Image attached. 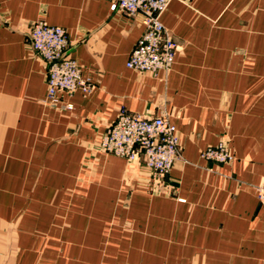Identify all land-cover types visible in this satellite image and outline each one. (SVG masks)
<instances>
[{
  "label": "crops",
  "instance_id": "0c3cea01",
  "mask_svg": "<svg viewBox=\"0 0 264 264\" xmlns=\"http://www.w3.org/2000/svg\"><path fill=\"white\" fill-rule=\"evenodd\" d=\"M63 26L95 86L46 102L31 24ZM171 69L126 65L145 26L106 0H0V264H264V0H171ZM121 108L166 113L181 156L155 193L99 142ZM227 140L234 159L202 150Z\"/></svg>",
  "mask_w": 264,
  "mask_h": 264
},
{
  "label": "built area",
  "instance_id": "2783aa9c",
  "mask_svg": "<svg viewBox=\"0 0 264 264\" xmlns=\"http://www.w3.org/2000/svg\"><path fill=\"white\" fill-rule=\"evenodd\" d=\"M106 1L112 11L141 15L145 26L129 54L127 67L139 72L171 69L177 44L161 20L171 0ZM29 40L33 50L47 64V103L68 109L71 104L61 103V93L80 91L89 94L93 90V80L83 75L78 62L68 54L69 38L63 26L50 24L44 19L35 20L30 26ZM99 146L102 151L129 161H143L154 182L161 181L181 156L177 127L163 112L148 117L121 108L116 120L102 135ZM201 156L218 163L228 162L234 157L224 139L206 147ZM256 192L263 200L264 184L258 185Z\"/></svg>",
  "mask_w": 264,
  "mask_h": 264
},
{
  "label": "rangeland",
  "instance_id": "374dc122",
  "mask_svg": "<svg viewBox=\"0 0 264 264\" xmlns=\"http://www.w3.org/2000/svg\"><path fill=\"white\" fill-rule=\"evenodd\" d=\"M100 147V146H99ZM101 149V148H100ZM233 156H234V154H233ZM233 159H234V157H233ZM129 161V160H128ZM152 175V174H151ZM168 175V174H167ZM167 175H165L164 176V178L161 180V181H155L154 182V184H153V190H154V192L155 193H158V192H160L164 187H165V178H166V176ZM165 189V188H164Z\"/></svg>",
  "mask_w": 264,
  "mask_h": 264
}]
</instances>
